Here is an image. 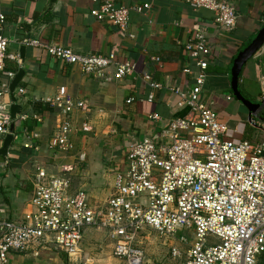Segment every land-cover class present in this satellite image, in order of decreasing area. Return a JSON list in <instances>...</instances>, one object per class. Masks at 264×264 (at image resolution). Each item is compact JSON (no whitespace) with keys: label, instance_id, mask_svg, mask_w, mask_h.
<instances>
[{"label":"crops","instance_id":"crops-1","mask_svg":"<svg viewBox=\"0 0 264 264\" xmlns=\"http://www.w3.org/2000/svg\"><path fill=\"white\" fill-rule=\"evenodd\" d=\"M112 1L115 6L127 7L150 3V9L143 15L130 11L126 32L122 33L90 15V0H2L3 34L9 40L7 52L16 58L6 60L5 68L16 74L23 71L17 88L23 89L24 94L13 92L11 97L8 91L0 95V104L20 107L13 121V140L6 155L0 156V222H21L24 214L32 211L39 170L46 179L65 177L70 193L82 191L91 206L103 207L113 193L115 174L124 166L129 147L155 138L171 120L185 115L186 111L176 107V98L165 87L176 85L185 90L192 86L193 76L183 74L182 69L194 68V62L183 45L198 29L205 34L211 49L202 99L216 111L219 122L227 125L229 139L260 141L262 131L251 126L250 120H264V46L247 62L239 79V90L247 100L263 102L257 112L250 115L233 98L230 69L236 56L264 25V0H227L237 15L236 27L229 32L217 27L211 12L194 11L183 0ZM24 39L69 48L77 54L113 55L118 62L131 61L137 75L151 76L162 89H150L139 77L105 82L83 73L78 66L52 58L44 49L22 45ZM22 47L25 49L21 54ZM151 57L159 58L160 63ZM3 81L0 75V94ZM62 87L74 102L86 106L70 116L74 147L68 154L49 148V140L63 116L59 108L44 102ZM150 93L152 101L147 100ZM130 98L133 101L126 103ZM5 138L0 136V149ZM148 234L151 232L137 240L138 248L141 240H149ZM162 240L161 246L168 249L169 258L145 260L140 248L144 264H183L171 258L170 249L184 250V246L176 240ZM81 252L89 257L69 258L48 246L38 254L11 253L9 260L11 264L123 263L113 255V242L100 230H86Z\"/></svg>","mask_w":264,"mask_h":264},{"label":"built area","instance_id":"built-area-1","mask_svg":"<svg viewBox=\"0 0 264 264\" xmlns=\"http://www.w3.org/2000/svg\"><path fill=\"white\" fill-rule=\"evenodd\" d=\"M90 1V15L122 33L126 32L130 11L143 15L150 9V3L127 7L115 6L112 0ZM183 2L194 11L211 12L213 22L223 31L236 27L237 15L227 0ZM1 4L2 0L3 96L16 75V71L5 68V62L16 58L7 52L9 40L3 34L5 15ZM21 44L44 49L52 58L78 66L83 73L105 82L139 77L150 89H162L151 76L137 75L133 62H118L113 55H82L32 39H24ZM183 48L194 68H183L182 73L192 75L193 84L185 90L176 85L165 88L185 115L171 120L155 138L129 147L124 166L115 174L113 193L103 207L91 206L82 191L70 193L65 177L46 179L39 170L32 211L24 214L21 222H0V264H11V253L38 254L48 246L69 258L78 257L86 230L106 233L113 242V255L124 264H144V252L136 242L147 232L182 244L184 250L172 247L170 255L183 264H260L264 254V120H250L251 126L262 131L259 142L229 139L227 125L219 122L216 111L202 99L211 58L205 34L199 29L193 31ZM151 60L160 63L157 57ZM15 93L21 96L24 90L16 88ZM152 99L150 93L147 100ZM132 101L130 98L126 103ZM44 102L59 108L63 116L49 148L62 154L72 152L70 116L75 110H85V104L69 98L64 87ZM9 108V104H0V136L11 134Z\"/></svg>","mask_w":264,"mask_h":264},{"label":"water","instance_id":"water-1","mask_svg":"<svg viewBox=\"0 0 264 264\" xmlns=\"http://www.w3.org/2000/svg\"><path fill=\"white\" fill-rule=\"evenodd\" d=\"M55 1V0H51ZM264 46V25L263 27L257 32L254 39L236 56L233 60L231 69H230V88L231 94L233 98L238 101L251 115L257 112L260 108L263 107V102L260 103H253L247 100L239 90V79L241 73L246 66L247 62L250 61L258 51H260ZM25 47L21 48V54L24 52ZM24 73L20 70L15 77L11 80L9 85V91L11 97L13 96L14 90L19 85ZM13 101V99H12ZM20 113V107L13 104L10 108V118L14 121L15 116ZM13 131V123L10 125V133ZM13 140L12 134L6 136L3 146L0 149V156H5L8 147L10 146Z\"/></svg>","mask_w":264,"mask_h":264},{"label":"rangeland","instance_id":"rangeland-1","mask_svg":"<svg viewBox=\"0 0 264 264\" xmlns=\"http://www.w3.org/2000/svg\"><path fill=\"white\" fill-rule=\"evenodd\" d=\"M185 234L187 235V232H185ZM146 237L149 238V240L146 243L144 242L145 240L144 239L140 241V244H138V246L142 248L143 251L145 252V256H146L145 260L157 256H163L164 258H169L168 249L165 246L163 248L161 246L162 241L164 240H162L160 237H158L155 233L152 232L151 234H148V236ZM187 240L190 241L189 236H187ZM81 255L82 258H85V260L87 259L86 256L89 257L88 255L82 254V252L80 253V256ZM80 256L78 257L80 258Z\"/></svg>","mask_w":264,"mask_h":264},{"label":"trees","instance_id":"trees-1","mask_svg":"<svg viewBox=\"0 0 264 264\" xmlns=\"http://www.w3.org/2000/svg\"><path fill=\"white\" fill-rule=\"evenodd\" d=\"M261 258L263 259V264H264V254L261 256Z\"/></svg>","mask_w":264,"mask_h":264}]
</instances>
